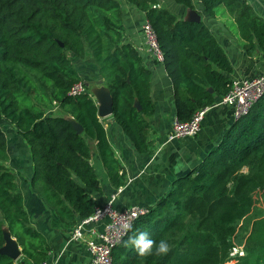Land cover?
<instances>
[{"label":"trees","instance_id":"16d2710c","mask_svg":"<svg viewBox=\"0 0 264 264\" xmlns=\"http://www.w3.org/2000/svg\"><path fill=\"white\" fill-rule=\"evenodd\" d=\"M127 1L144 11L157 32L178 119L189 121L199 109L215 106L231 88L233 66L210 27L203 19L185 20L165 6L157 7L159 0ZM173 1L195 7L193 0ZM200 1L212 16L223 5L235 19L247 53L259 50L264 55V17L249 0ZM122 5L121 0H0V120L13 124L29 144L32 186L68 223L102 205L88 191L101 188L90 161V138L112 182L123 183L121 163L94 96L89 91L70 93L75 83L86 82L72 54L95 59L114 96L116 122L139 151H151L146 116L155 112L152 71L138 47L125 39ZM69 116L81 123L82 133ZM8 157L7 135L0 127V247L8 229L22 250L18 259L0 254V264H34L46 257L44 238L30 223L16 176L5 164ZM260 189L264 94L198 166L135 220L114 248L113 264H264V215L252 220L240 240L235 235ZM137 229L148 231L157 242L167 240L172 250L166 256L140 257L124 247Z\"/></svg>","mask_w":264,"mask_h":264},{"label":"crops","instance_id":"0c3cea01","mask_svg":"<svg viewBox=\"0 0 264 264\" xmlns=\"http://www.w3.org/2000/svg\"><path fill=\"white\" fill-rule=\"evenodd\" d=\"M193 1L194 8L201 14L232 62L233 71L229 77L251 78L263 74L264 55L259 50L249 54L245 50V45H241V41L237 42V37L230 28L231 24L236 27V21L228 14L226 8L220 5L216 15L212 16L204 11V5L200 0ZM249 1L264 17V0ZM121 3L125 39L138 47L144 64L152 71L151 95L155 103V112L146 116L150 124L148 140L151 151H139L129 135L116 122L114 114L100 117L107 129L110 144L121 163L120 174L123 173V183L116 186L112 182L98 151L97 143L90 138V161L97 172L101 188L88 189V191L102 205L115 197L114 206L118 209L132 206L151 207L173 188L179 178L198 166L220 143L237 120L236 106L235 104L212 106L207 111L198 134L169 139L173 122L177 118L173 81L168 75L164 62L158 61L145 43L143 23L146 14L127 0H121ZM163 6L169 7L178 18L186 20L189 7L173 0H159L157 7ZM221 7L224 9V15L219 13ZM242 41L244 44L243 38ZM91 58L93 57L78 58L77 66L73 64L85 80L103 78L106 81L98 70L90 73L92 65L89 66L87 62L91 61ZM211 88L210 91L213 92L214 88ZM220 100L219 98L218 102ZM0 127L6 132L8 140L9 157L5 160V164L16 176L31 225L41 232L44 238L42 251L46 257L34 264H44V262L45 264H91L92 254L86 240H71L73 228L81 219L76 214L68 223L62 219V216L60 217L52 205L48 204L46 197L34 189L32 186L34 164L29 144L18 133L16 127L6 119L0 120ZM97 227L99 231L103 230V221L98 222Z\"/></svg>","mask_w":264,"mask_h":264},{"label":"built area","instance_id":"2783aa9c","mask_svg":"<svg viewBox=\"0 0 264 264\" xmlns=\"http://www.w3.org/2000/svg\"><path fill=\"white\" fill-rule=\"evenodd\" d=\"M143 34L145 43L156 59L164 61L157 32L147 18L143 23ZM87 91L88 86L85 81H79L72 86L70 93L79 95ZM263 94L264 73L251 78H234L229 92L216 105L235 104V115L236 118H239L247 114ZM211 107L206 106L199 109L189 121L175 118L169 139L198 134L202 128V121ZM114 199L115 197L107 203L97 206L92 214L81 219L73 228L71 240H86L92 254L91 264H113V250L128 233L125 232L123 225L130 223L132 226L137 218L151 210L149 206L118 209L114 206ZM101 221L104 223V228L99 231L97 223Z\"/></svg>","mask_w":264,"mask_h":264},{"label":"water","instance_id":"95a60500","mask_svg":"<svg viewBox=\"0 0 264 264\" xmlns=\"http://www.w3.org/2000/svg\"><path fill=\"white\" fill-rule=\"evenodd\" d=\"M186 20L200 21L202 20V17L201 14L195 8H188V15ZM85 83L87 84V86L90 87V89L88 90L89 93L94 95L95 99L97 100L99 107V116L105 117L113 114L114 96L110 87L105 84L104 79L101 78L98 80H86ZM135 105L138 109L142 108L138 100H136ZM68 119H70L78 133H82L84 131V127L73 116H69ZM4 238L5 243L4 245H2V247H0V254H8L14 259H17L22 253L17 239L12 235V233L8 229H6L4 232Z\"/></svg>","mask_w":264,"mask_h":264},{"label":"clouds","instance_id":"9594fccd","mask_svg":"<svg viewBox=\"0 0 264 264\" xmlns=\"http://www.w3.org/2000/svg\"><path fill=\"white\" fill-rule=\"evenodd\" d=\"M123 228L125 232H128L131 231L132 226L130 223H125ZM124 247L135 250L140 257L166 256L172 250V246L167 240L161 239L157 242L150 237L148 231L139 229L124 241Z\"/></svg>","mask_w":264,"mask_h":264},{"label":"rangeland","instance_id":"374dc122","mask_svg":"<svg viewBox=\"0 0 264 264\" xmlns=\"http://www.w3.org/2000/svg\"><path fill=\"white\" fill-rule=\"evenodd\" d=\"M223 10L224 9L221 7V10H220L219 13L222 14V15H224ZM218 11H219V9H218ZM230 28H231L232 32L235 33V36L237 37V42L239 43L241 41V45H245V43L243 44L242 38L239 35V30H238L237 25L235 27L234 24H231ZM219 44H220V42H219ZM225 52H226V50H225ZM72 60H73V63L77 66L78 57L75 54H72ZM87 63H88L89 66L92 65V69H91L90 73H94L96 70H98L97 66H96V61H94L93 58H91V61H89ZM255 197H256L255 206H254L252 212L249 214V216L242 221L240 229H238L236 234H235L236 235V240H240L245 234H247V232L249 231V229L251 227L252 220L256 216L264 215V189L258 190V192H256V194H255ZM238 250H239V246H236L235 249H234V253L238 252Z\"/></svg>","mask_w":264,"mask_h":264}]
</instances>
